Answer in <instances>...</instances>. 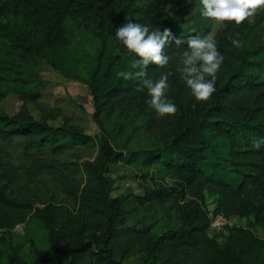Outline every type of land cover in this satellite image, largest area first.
Returning a JSON list of instances; mask_svg holds the SVG:
<instances>
[{
    "label": "rangeland",
    "instance_id": "1",
    "mask_svg": "<svg viewBox=\"0 0 264 264\" xmlns=\"http://www.w3.org/2000/svg\"><path fill=\"white\" fill-rule=\"evenodd\" d=\"M158 4L155 18L148 26L150 30L170 28L177 37H189L205 26L207 33L204 36L214 37L223 28V23L201 15L200 0H160ZM253 21L254 17L249 19L252 25L244 31V39L250 46L264 43V19L258 25H253ZM64 26L68 42L35 54L31 71L17 53L3 44V36H0V114L32 118L54 127L74 126L92 136L94 142L74 147L58 156L59 171L75 177L78 183H82L80 189L87 179L81 164L95 159L98 140L105 135L109 147L123 159L107 162L104 173L110 182L109 196L124 198L125 213L117 222L109 224L107 231L103 223L100 227L92 226L88 219L85 220L79 193L65 190L50 175H35L30 171V161L25 156L28 149L22 137L0 140V190L11 202H0V264H55L64 261L78 241H90L94 250L104 248L108 240L106 235L116 231L119 236L113 254L122 264H171L176 240L167 235L173 230L178 231L184 224L181 218L184 205L193 202L202 205V196L203 207L210 213L220 200V193L212 184L194 185L191 193L190 187L184 188L186 183L174 170L156 163L128 160L132 157L131 152L163 147L170 139L168 132L171 135L182 133V137L193 139L189 125L195 120L194 112L182 102L179 93L182 90L184 99L188 101L190 89L178 71L181 60L158 68L156 75L147 70V78L154 81L162 73H170L168 90L174 92V104L177 106L176 114L170 119H174L175 125L167 120L161 124V118L155 120L148 110L133 105L112 112L102 110L100 128L91 79L99 60L101 40L69 17L65 19ZM238 50L231 45L224 52L219 51L224 61L216 74L215 88L223 87L233 69L239 66L235 55ZM111 52L116 53L117 47L113 46ZM263 56L264 50L248 59L256 60ZM135 59L137 57L128 52L120 56L113 79L120 80L122 84L130 82L140 86L136 78L124 80L117 76L120 71H131V63ZM210 99L205 102L207 107ZM203 116L209 121L230 122L229 114L224 112L206 110ZM231 123L238 125L225 124L224 127L229 134L234 133L235 150L257 153L264 149V144L259 149L253 147L255 140L264 138V113L252 118L248 114ZM203 134L209 147L207 159L210 165L220 174L226 171V176L221 178L235 190L242 180V172L247 171L250 165L237 157L231 159L225 153L227 142L221 139L218 130L206 127ZM30 151L36 153L34 148ZM38 153L48 157L47 148ZM244 196L255 205L261 204L264 209V196L254 190ZM239 220L243 235L254 243L252 247L247 249L241 243H234L231 238L233 230L220 233L209 230L206 242L213 244L212 255L199 254L197 264H264L263 214L260 212L255 216L254 212H249ZM242 242L245 239L242 238Z\"/></svg>",
    "mask_w": 264,
    "mask_h": 264
},
{
    "label": "trees",
    "instance_id": "2",
    "mask_svg": "<svg viewBox=\"0 0 264 264\" xmlns=\"http://www.w3.org/2000/svg\"><path fill=\"white\" fill-rule=\"evenodd\" d=\"M159 2L160 0H0V36H3V44L10 48L11 52L17 53L24 66L28 71H31L35 64V54H42L45 49L53 45L68 42L64 21L67 17L71 18L77 25L86 28L101 40L99 60L91 79V90L100 128H102V110L112 112L114 109L133 105L141 110H148L150 117L155 120L161 118V124L165 120L174 124L175 121L171 120L170 116L160 117L150 107L151 98L146 89L137 91L140 86L130 82L122 84L120 80L113 79L118 59L127 52L123 44L116 38V30L126 23H141L149 26L155 18ZM263 19L264 9H261L254 16L253 25L260 24ZM10 22L12 25H9ZM251 25L249 20L240 25L226 22L223 23L222 30L214 35L218 51L224 52L228 46L232 45V39L240 40L243 46L235 53L239 60V66L233 69L223 87L215 88L209 107L205 102L196 101L189 94L191 93L189 90L188 101L185 100L184 92L180 90L182 102L194 112L195 120L189 125L193 139L182 137V133L171 135L168 132L170 139L163 147L131 152L129 154L132 157L128 160V162L140 160L144 164L156 163L164 168L174 170L186 183L184 188L190 187L188 189L191 193H193L192 186L194 185L212 184L220 193V200L216 202L215 208L210 212L226 217L234 216L239 219L241 216H247L249 212H254L255 216L261 212L264 217V209L261 204L255 205L244 196L250 190L264 196V149H259L257 153L235 150L234 133L229 134V130L224 127L225 124L236 127L238 124L231 122H237L248 114L252 118L264 113V56L256 60L248 59L250 56L260 54L264 50V43L250 46L244 39V31ZM206 29L203 26L202 29L194 31L191 36H204L207 33ZM189 37H178L184 41L180 46L171 42L165 47V54L170 57L169 63L182 59ZM113 46L117 47L116 53L111 52ZM157 69L158 67L155 65H150L147 70L156 75L155 70ZM135 70L139 69H131V71ZM166 96L175 103L176 97L173 91L167 90ZM199 110L201 111L199 112ZM206 110L228 113L230 122L209 121L203 116ZM213 114L217 115V113ZM213 124L217 125L212 126ZM206 127L218 130L222 136L221 139L227 142L225 144L227 152L225 153L231 159L237 157L250 165L247 167V171L242 172V180L235 190L230 188L231 184L221 178L226 176V171L218 173L207 159L209 147L203 134ZM18 136L23 138L25 147L28 149L25 156L30 161V171L35 175H50L58 180L65 190L79 193L78 199L80 206L84 208L85 220L88 219L92 226L100 227L103 223V228L107 231L109 224L117 222L124 215V198L109 196L110 182L104 173V166L107 162L123 159L118 152L109 147L105 135H101L98 140V153L95 159L81 164L87 178L81 189L82 183H78L75 177L62 174L59 171L58 156L74 147L94 142L92 136L74 126L54 127L32 118H23L19 115L7 117L0 114V140ZM195 142L198 145H194ZM33 148L37 154L31 153L30 150ZM46 148L48 157L38 153ZM49 157L50 159H48ZM166 195L168 194L166 193ZM200 199L202 205L196 202L184 205L181 213L184 224L178 231L173 230L167 235L168 238L176 240L172 247L173 260L171 264H197L199 254L207 257L212 255L213 244L206 242L210 216L206 208L203 207L202 196ZM0 202L11 203L1 190ZM240 227L241 224L227 226L222 231L233 230L232 241L236 244L241 243L248 249L254 243L248 240L247 235L244 236V231ZM106 236H108V240L104 248L97 247L94 250L90 241L80 240L70 250L64 261L55 264H122L115 259L113 254L119 232H109ZM242 238L245 239V242H242ZM215 255L220 256L219 253H215Z\"/></svg>",
    "mask_w": 264,
    "mask_h": 264
},
{
    "label": "clouds",
    "instance_id": "3",
    "mask_svg": "<svg viewBox=\"0 0 264 264\" xmlns=\"http://www.w3.org/2000/svg\"><path fill=\"white\" fill-rule=\"evenodd\" d=\"M200 4L203 17L217 23L236 25L242 24L264 9V0H200ZM115 36L128 53L137 57L131 63V68L139 69L135 72L120 71L117 76L124 80L138 79L140 87L137 91L147 90L151 98L150 107L160 117L175 115L177 106L166 96L170 73H162L160 78L154 81L147 78V69L150 65L166 67L170 57L165 54V47L171 42L180 46L184 41L174 36L170 28H164L163 31L159 28L150 30L147 25L141 23H126L116 30ZM231 43L238 49L243 46L238 39H232ZM223 61L224 56L218 51L213 36L193 35L187 39V49L182 54L178 71L196 101L206 102L211 98L216 90V74ZM262 144L264 138L255 140L253 147L259 149Z\"/></svg>",
    "mask_w": 264,
    "mask_h": 264
},
{
    "label": "built area",
    "instance_id": "4",
    "mask_svg": "<svg viewBox=\"0 0 264 264\" xmlns=\"http://www.w3.org/2000/svg\"><path fill=\"white\" fill-rule=\"evenodd\" d=\"M210 216V224H209V230L212 233H219L227 226H239V218L237 217H226L222 214H213L209 213Z\"/></svg>",
    "mask_w": 264,
    "mask_h": 264
}]
</instances>
